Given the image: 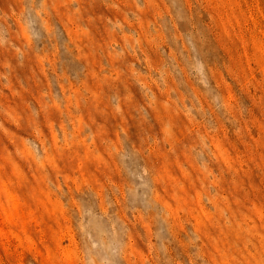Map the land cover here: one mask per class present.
Instances as JSON below:
<instances>
[{
  "label": "rangeland",
  "instance_id": "obj_1",
  "mask_svg": "<svg viewBox=\"0 0 264 264\" xmlns=\"http://www.w3.org/2000/svg\"><path fill=\"white\" fill-rule=\"evenodd\" d=\"M0 264H264V0H0Z\"/></svg>",
  "mask_w": 264,
  "mask_h": 264
}]
</instances>
